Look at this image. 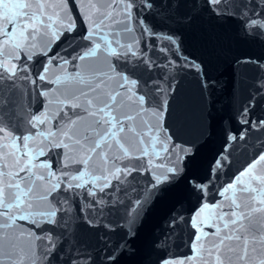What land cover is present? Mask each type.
<instances>
[{
  "label": "water",
  "instance_id": "95a60500",
  "mask_svg": "<svg viewBox=\"0 0 264 264\" xmlns=\"http://www.w3.org/2000/svg\"><path fill=\"white\" fill-rule=\"evenodd\" d=\"M0 264H264V0H0Z\"/></svg>",
  "mask_w": 264,
  "mask_h": 264
}]
</instances>
